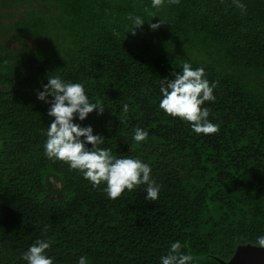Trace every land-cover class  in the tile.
Returning a JSON list of instances; mask_svg holds the SVG:
<instances>
[{
  "label": "trees",
  "instance_id": "1",
  "mask_svg": "<svg viewBox=\"0 0 264 264\" xmlns=\"http://www.w3.org/2000/svg\"><path fill=\"white\" fill-rule=\"evenodd\" d=\"M264 247V0H0V264H221Z\"/></svg>",
  "mask_w": 264,
  "mask_h": 264
},
{
  "label": "water",
  "instance_id": "2",
  "mask_svg": "<svg viewBox=\"0 0 264 264\" xmlns=\"http://www.w3.org/2000/svg\"><path fill=\"white\" fill-rule=\"evenodd\" d=\"M221 264H264V247L239 246L232 259Z\"/></svg>",
  "mask_w": 264,
  "mask_h": 264
}]
</instances>
